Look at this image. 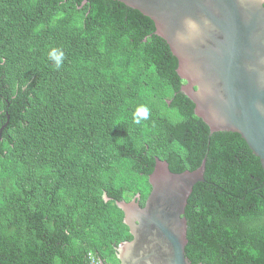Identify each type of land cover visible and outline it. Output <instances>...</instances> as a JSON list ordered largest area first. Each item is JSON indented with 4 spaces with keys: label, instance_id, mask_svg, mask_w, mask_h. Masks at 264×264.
Wrapping results in <instances>:
<instances>
[{
    "label": "trees",
    "instance_id": "1",
    "mask_svg": "<svg viewBox=\"0 0 264 264\" xmlns=\"http://www.w3.org/2000/svg\"><path fill=\"white\" fill-rule=\"evenodd\" d=\"M84 3L0 0V262L120 264L133 237L117 202L143 207L160 159L173 173L206 162L184 214L188 260L264 264L260 159L195 115L149 17Z\"/></svg>",
    "mask_w": 264,
    "mask_h": 264
},
{
    "label": "water",
    "instance_id": "2",
    "mask_svg": "<svg viewBox=\"0 0 264 264\" xmlns=\"http://www.w3.org/2000/svg\"><path fill=\"white\" fill-rule=\"evenodd\" d=\"M114 1L154 22L178 59L195 115L212 133L239 134L264 170V0ZM205 164L173 173L156 159L145 205L140 195L117 202L133 237L117 249L120 264H192L184 214L194 186L205 181Z\"/></svg>",
    "mask_w": 264,
    "mask_h": 264
},
{
    "label": "clouds",
    "instance_id": "3",
    "mask_svg": "<svg viewBox=\"0 0 264 264\" xmlns=\"http://www.w3.org/2000/svg\"><path fill=\"white\" fill-rule=\"evenodd\" d=\"M54 55V54H53ZM62 57H63V53H61L60 55H54V59L56 61V66L59 68L61 66L62 63ZM89 258H90V254H89ZM97 259V258H96ZM91 260V259H90ZM98 260V259H97ZM99 261V260H98ZM91 264V263H90ZM100 264V261H99Z\"/></svg>",
    "mask_w": 264,
    "mask_h": 264
},
{
    "label": "built area",
    "instance_id": "4",
    "mask_svg": "<svg viewBox=\"0 0 264 264\" xmlns=\"http://www.w3.org/2000/svg\"><path fill=\"white\" fill-rule=\"evenodd\" d=\"M91 264H99V261L96 259L94 254H90Z\"/></svg>",
    "mask_w": 264,
    "mask_h": 264
}]
</instances>
